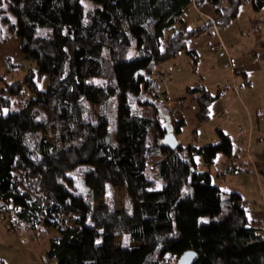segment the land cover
Returning a JSON list of instances; mask_svg holds the SVG:
<instances>
[{
  "label": "trees",
  "instance_id": "16d2710c",
  "mask_svg": "<svg viewBox=\"0 0 264 264\" xmlns=\"http://www.w3.org/2000/svg\"><path fill=\"white\" fill-rule=\"evenodd\" d=\"M192 4L213 18L189 27ZM243 4L264 0H0V43L17 38L31 64L20 79L0 76V216L8 231L58 232L43 264H171L189 249L194 264H264V233L239 192L199 167L222 154L221 173L237 172L231 138L217 128L214 143H181L182 119L157 103L160 66L181 52L196 63L188 43L228 26ZM5 68L22 64L6 58ZM219 91L186 86L198 122ZM166 117L174 149L162 145Z\"/></svg>",
  "mask_w": 264,
  "mask_h": 264
},
{
  "label": "crops",
  "instance_id": "0c3cea01",
  "mask_svg": "<svg viewBox=\"0 0 264 264\" xmlns=\"http://www.w3.org/2000/svg\"><path fill=\"white\" fill-rule=\"evenodd\" d=\"M213 16V8L206 4L199 6L198 11L191 10L185 18L188 26L193 27L211 20ZM187 49L197 57V62H192L193 72H183L178 68L173 75L175 67L171 66L177 65L174 59L178 56L170 59L168 69L163 66L158 69L172 79L167 84H174L177 88H161L164 92L162 96L186 97V103L180 111L167 106L171 108L173 116L181 118L184 123L178 139L181 143H198L199 140L204 144H208L206 142L209 140L216 142L217 128L229 135L234 145V156L230 162L238 171L225 175L221 173V166L227 167L229 164L225 157L218 165L216 179L222 182L227 176L234 178L233 186L240 188L234 191L239 192L248 217L263 234L264 7L254 10L250 4L241 5L236 18L228 26H212L208 33L192 39ZM196 83L203 84L211 92L220 89L218 97L210 104L209 120L201 123L195 118V100L184 92L186 86ZM200 167L206 170L208 165L200 163Z\"/></svg>",
  "mask_w": 264,
  "mask_h": 264
},
{
  "label": "rangeland",
  "instance_id": "374dc122",
  "mask_svg": "<svg viewBox=\"0 0 264 264\" xmlns=\"http://www.w3.org/2000/svg\"><path fill=\"white\" fill-rule=\"evenodd\" d=\"M195 6V5H194ZM195 10V8H193ZM190 43V42H189ZM188 43V44H189ZM178 57H174L175 61H177L176 66L173 70H177L178 68L185 72L188 70L189 72H193V64L190 57H185L183 53L177 55ZM8 58L10 62L20 63L22 64V68H19L15 71L7 72L5 68V60ZM173 60V58H171ZM190 59V62L188 61ZM170 59L165 61L160 67H164V69L169 67ZM31 64L25 60L18 48V40L15 37H10L7 41L0 43V76L3 77V80L6 82H10L12 80L20 79L26 71V68ZM170 70V69H169ZM165 80L162 83H159L160 89L163 87L170 89L175 88L174 84L171 83L172 79L168 78L165 73H162ZM172 74V72H171ZM176 82V79L174 80ZM39 86L41 84L38 83ZM3 86V81L0 80V88ZM161 92L164 93L161 89ZM174 97V96H173ZM172 97V98H173ZM181 98L185 99L184 105L186 103V97L181 96ZM158 103V101H157ZM112 112H110V130L113 131L115 127V98H111L110 100ZM159 104V103H158ZM160 105V104H159ZM95 107H92L94 110ZM197 108V107H196ZM183 109V107H182ZM180 109V110H182ZM178 110V111H180ZM145 114H151V109L145 110ZM43 135L49 140H53V129L46 128L42 130ZM211 141V140H209ZM207 141L206 143H214ZM199 144H204L202 140L198 141ZM225 160V156L222 154H218L214 161L208 165L207 169L212 175V182L220 186V188L225 192H230L236 189H240L238 187L233 186V177L227 176L225 180L218 181L216 179V172L218 169V165L221 161ZM200 167V164H199ZM223 167V165L221 166ZM201 168V167H200ZM202 169V168H201ZM162 185V181L160 179L156 180V184L154 188H160ZM118 200H122L120 193L116 195ZM256 200V199H255ZM226 211V205L223 204L221 212L216 216V218L221 217ZM6 215V213H5ZM210 220L209 216L200 217L201 222H208ZM6 220L2 219L0 216V264H43L41 256L47 249L49 245V239L53 236H57L58 232L54 229L45 227L40 228L39 231H28L24 228H17L13 231H8L5 228ZM2 262V263H1ZM169 263L176 264V259H169Z\"/></svg>",
  "mask_w": 264,
  "mask_h": 264
},
{
  "label": "water",
  "instance_id": "95a60500",
  "mask_svg": "<svg viewBox=\"0 0 264 264\" xmlns=\"http://www.w3.org/2000/svg\"><path fill=\"white\" fill-rule=\"evenodd\" d=\"M166 132L162 137V145L169 149H174L178 145V139L172 130V124L169 121V117L165 120ZM197 259V253L192 250H186L176 260V264H194Z\"/></svg>",
  "mask_w": 264,
  "mask_h": 264
},
{
  "label": "built area",
  "instance_id": "2783aa9c",
  "mask_svg": "<svg viewBox=\"0 0 264 264\" xmlns=\"http://www.w3.org/2000/svg\"><path fill=\"white\" fill-rule=\"evenodd\" d=\"M192 8H195L194 4L189 6L186 11L189 12ZM155 78L159 83H162L165 80L162 72L160 71L155 72ZM157 101L160 105L170 106L176 108L177 110H180L184 106L185 99L181 97L164 98L162 95H160L157 98Z\"/></svg>",
  "mask_w": 264,
  "mask_h": 264
}]
</instances>
